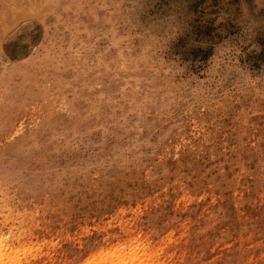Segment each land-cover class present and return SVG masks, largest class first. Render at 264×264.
Returning <instances> with one entry per match:
<instances>
[{
	"label": "rangeland",
	"instance_id": "obj_1",
	"mask_svg": "<svg viewBox=\"0 0 264 264\" xmlns=\"http://www.w3.org/2000/svg\"><path fill=\"white\" fill-rule=\"evenodd\" d=\"M0 245L264 264V0H0Z\"/></svg>",
	"mask_w": 264,
	"mask_h": 264
},
{
	"label": "bare ground",
	"instance_id": "obj_2",
	"mask_svg": "<svg viewBox=\"0 0 264 264\" xmlns=\"http://www.w3.org/2000/svg\"><path fill=\"white\" fill-rule=\"evenodd\" d=\"M143 253L137 246H131L130 253L126 254L123 247L116 246L108 251H101L94 260L88 264H159L157 255L151 251H146L143 247ZM3 249L0 245V252ZM4 255V254H3ZM1 256V255H0ZM9 258V255L7 256ZM3 260H0L2 264Z\"/></svg>",
	"mask_w": 264,
	"mask_h": 264
}]
</instances>
